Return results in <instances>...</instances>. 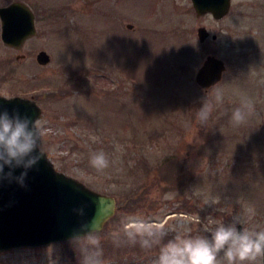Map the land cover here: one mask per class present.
<instances>
[{"label": "rangeland", "instance_id": "obj_1", "mask_svg": "<svg viewBox=\"0 0 264 264\" xmlns=\"http://www.w3.org/2000/svg\"><path fill=\"white\" fill-rule=\"evenodd\" d=\"M21 1L36 11L38 31L11 48L0 21V93L34 97L41 148L54 166L114 196L117 211L76 244L0 250V264H155L171 239L141 249V237L132 242L125 234L126 223L163 225L172 239L210 237L209 221L264 231V0H232L220 20L198 16L192 0ZM200 26L211 32L205 42ZM44 50L51 60L42 64ZM209 54L227 70L206 90L195 75ZM246 101L251 110L236 125L232 114ZM204 104L211 112L201 121ZM183 145L202 150L190 154ZM177 151L184 183L166 191L155 169ZM98 152L109 161L102 171L90 164ZM218 259L227 264L223 254Z\"/></svg>", "mask_w": 264, "mask_h": 264}, {"label": "water", "instance_id": "obj_2", "mask_svg": "<svg viewBox=\"0 0 264 264\" xmlns=\"http://www.w3.org/2000/svg\"><path fill=\"white\" fill-rule=\"evenodd\" d=\"M193 4L198 16L210 13L217 20L224 18L231 9V0H193ZM0 15L2 36L7 44L20 46L36 33L35 15L27 6L15 3L0 8ZM210 35L206 26L198 27L201 42ZM212 38L217 39V34ZM38 61L48 63L50 55L41 51ZM226 70L224 59L209 54L195 75L196 82L208 90L222 81ZM4 110L10 115L18 111L21 117L27 116L33 122L42 113L33 99L8 98L0 94V112ZM42 151V159L27 170L23 185L18 178L24 168L4 169L5 173L11 171L12 176L0 179V250L42 246L99 232L117 211L114 196L96 191L57 170L48 153ZM84 224L90 227L85 230ZM239 230H243L241 225Z\"/></svg>", "mask_w": 264, "mask_h": 264}, {"label": "clouds", "instance_id": "obj_3", "mask_svg": "<svg viewBox=\"0 0 264 264\" xmlns=\"http://www.w3.org/2000/svg\"><path fill=\"white\" fill-rule=\"evenodd\" d=\"M217 101L222 99L217 93ZM251 102H242V106L234 110L232 122L236 125L246 119L245 109L251 110ZM211 107L204 104L198 113L201 121H206ZM43 129L39 120L34 122L27 116L21 117L16 111L10 115L7 110L0 112V179L11 177L12 172H4L5 167L14 170L25 169L18 178L23 185L27 170L36 166L44 152L41 148ZM39 149V151H37ZM90 164L98 171L109 166V161L103 152L93 153ZM85 230L89 224L82 226ZM204 231L210 237H192L177 234L169 240L159 252L155 264H222L218 257L223 254L227 264H255L258 258L264 257V231L238 230L235 224L223 223L212 226V222L204 225ZM124 232L132 242L141 237L144 248H150L166 235L163 225L153 227L140 222L124 225ZM97 243L98 241H93Z\"/></svg>", "mask_w": 264, "mask_h": 264}, {"label": "trees", "instance_id": "obj_4", "mask_svg": "<svg viewBox=\"0 0 264 264\" xmlns=\"http://www.w3.org/2000/svg\"><path fill=\"white\" fill-rule=\"evenodd\" d=\"M57 88H58L57 90L61 89V87L60 88L57 87ZM184 146L185 145H183L182 147L184 148ZM185 148L190 152V154L202 150V146L197 147V146L187 145L185 146ZM147 167L148 166L146 165V162H143L142 168L143 170H145L144 175L145 172L147 173V169H148ZM155 174L159 178V180H161L159 181V183L164 185L166 191H172L177 189L178 187H181L184 183L182 178L184 176V169L181 163V152L177 151L172 153L171 155L166 156L156 167ZM187 209L191 212H195L198 209V206L196 203H194L188 205ZM163 238L164 241H168L169 238L172 239L168 234H166ZM71 242L76 244L78 242V239H73ZM139 246H141V243ZM141 249H144V247L141 246Z\"/></svg>", "mask_w": 264, "mask_h": 264}, {"label": "flooded vegetation", "instance_id": "obj_5", "mask_svg": "<svg viewBox=\"0 0 264 264\" xmlns=\"http://www.w3.org/2000/svg\"><path fill=\"white\" fill-rule=\"evenodd\" d=\"M17 1L23 2L21 0H14V1H11L10 3L2 4V5H0V7L7 6V5H9V4L13 3V2H17ZM24 3L27 4V5H29V3H26V2H24ZM29 6L33 9V7L31 5H29ZM35 13H36V11H35ZM36 21L38 22V15H37V13H36ZM8 47H11V46L8 45ZM11 48H15V47H11ZM37 59H38V57H37ZM31 98H34V97H31Z\"/></svg>", "mask_w": 264, "mask_h": 264}]
</instances>
